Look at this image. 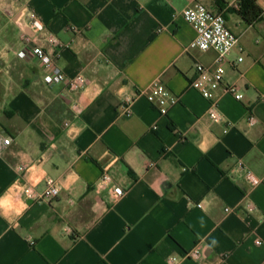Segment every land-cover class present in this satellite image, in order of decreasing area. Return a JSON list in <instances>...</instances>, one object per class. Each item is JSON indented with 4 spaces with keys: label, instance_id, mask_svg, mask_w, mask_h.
Segmentation results:
<instances>
[{
    "label": "crops",
    "instance_id": "crops-1",
    "mask_svg": "<svg viewBox=\"0 0 264 264\" xmlns=\"http://www.w3.org/2000/svg\"><path fill=\"white\" fill-rule=\"evenodd\" d=\"M239 2L0 0V129L13 140L0 154V264H169L196 246L203 257L181 264H264V7L255 0L260 12L245 16ZM198 3L240 37L225 83L243 98L220 91V122L191 87L195 64L217 57L189 49L196 29L183 11ZM25 7L64 44L56 69L86 77L80 93L16 56L32 33ZM158 81L179 97L167 115L145 96L121 113L124 94ZM240 163L263 182L250 186ZM104 171L124 190L116 201L97 188ZM48 179L57 197L26 196Z\"/></svg>",
    "mask_w": 264,
    "mask_h": 264
},
{
    "label": "built area",
    "instance_id": "built-area-1",
    "mask_svg": "<svg viewBox=\"0 0 264 264\" xmlns=\"http://www.w3.org/2000/svg\"><path fill=\"white\" fill-rule=\"evenodd\" d=\"M23 16L26 24L32 30V33H22L23 47L16 51V56L20 59L36 58L47 69L48 73L44 80L47 84L66 83L70 92L78 94L87 87V79L83 75L67 78L60 70L56 69V58L59 56V49L64 47L58 36L52 32L39 16V14L29 8L23 9ZM186 21L191 23L196 29V37L189 46V49H198L205 53L210 50L217 52L214 65H205L197 62L195 64L196 76L191 82V87L201 93V95L211 101L208 110L209 118L214 122L223 120V115L219 107L220 91L231 93L236 99L243 98L235 84L225 83L226 63L233 49L238 46L240 37L234 33L228 26L223 13L213 12L205 5L198 3L195 6L188 7L183 11ZM239 57L238 61H242ZM141 96L158 109L161 115H167L171 108L178 104L179 97L174 94L166 85L161 82H154L145 89H141L133 94H124L120 103L121 113L130 115L134 102ZM73 109L76 114L82 112L78 101L73 103ZM256 118L251 116L249 123L254 124ZM69 125V123H66ZM12 138L0 129V154L12 144ZM244 178L250 186H257L263 182V179L256 175L252 170L244 168L242 163ZM21 172L25 171V166L18 168ZM98 189H108L111 193V199L116 201L124 195L121 186L113 183L111 174L104 171L97 183ZM26 196L32 199H53L60 194V186L53 179H48L47 187L42 193H38L32 187H26L24 190ZM202 207V204L198 205ZM248 209L254 208L252 204L247 205ZM230 211V208L226 209ZM258 245H262L261 240H257ZM203 257V249L196 246L186 251L182 256L170 255L169 264H181L186 259L199 260Z\"/></svg>",
    "mask_w": 264,
    "mask_h": 264
},
{
    "label": "trees",
    "instance_id": "trees-1",
    "mask_svg": "<svg viewBox=\"0 0 264 264\" xmlns=\"http://www.w3.org/2000/svg\"><path fill=\"white\" fill-rule=\"evenodd\" d=\"M239 11L246 16L248 13L253 12L254 10H258L260 12V9L255 5V0H240L239 2ZM257 15V12H255V16Z\"/></svg>",
    "mask_w": 264,
    "mask_h": 264
},
{
    "label": "rangeland",
    "instance_id": "rangeland-1",
    "mask_svg": "<svg viewBox=\"0 0 264 264\" xmlns=\"http://www.w3.org/2000/svg\"><path fill=\"white\" fill-rule=\"evenodd\" d=\"M261 4L264 7V0H260ZM255 38L262 41V44L264 46V18L263 20L258 24L255 30Z\"/></svg>",
    "mask_w": 264,
    "mask_h": 264
}]
</instances>
